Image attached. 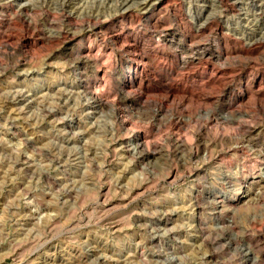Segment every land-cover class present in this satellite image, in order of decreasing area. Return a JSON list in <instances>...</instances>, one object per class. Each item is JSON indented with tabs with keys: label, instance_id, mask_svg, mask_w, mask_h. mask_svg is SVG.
<instances>
[{
	"label": "rangeland",
	"instance_id": "1",
	"mask_svg": "<svg viewBox=\"0 0 264 264\" xmlns=\"http://www.w3.org/2000/svg\"><path fill=\"white\" fill-rule=\"evenodd\" d=\"M144 1L84 0L75 22L50 28L37 10L30 30L0 27V264H264V0H230V30L201 33L194 0H167L153 24ZM214 1L203 22L225 10ZM122 5L133 14L107 20ZM92 10L103 19L88 23ZM84 51L99 64L86 69ZM131 56L149 62L122 90ZM83 79L112 105L93 104ZM121 117L157 144L151 156Z\"/></svg>",
	"mask_w": 264,
	"mask_h": 264
},
{
	"label": "bare ground",
	"instance_id": "2",
	"mask_svg": "<svg viewBox=\"0 0 264 264\" xmlns=\"http://www.w3.org/2000/svg\"><path fill=\"white\" fill-rule=\"evenodd\" d=\"M84 0H0V14H6V13H11L12 18L8 21L0 18V27L2 29H10L13 25L14 22H19V24L21 23L23 26V29H28L30 30L33 27V24L35 21H33L31 15L33 13H35L37 10H45L46 11V18H45V24L48 27H53L54 25H56L57 22V16L56 15H61V16H65V18H67L69 21H77L78 20V14L81 13V11H85V5L82 4ZM101 1V0H100ZM115 1V0H114ZM166 1L167 0H145L144 4H141L139 7H141V11H146V17L147 20L149 21L150 24L154 23V16L155 13L158 12V14H160L161 12H163L162 10L164 9V6L166 5ZM187 1V0H186ZM180 2V1H179ZM194 2L197 3V5L190 9V19L189 22L191 24H196L198 26V32H203V31H207L209 29H212L213 26L217 27L218 31H224V30H230L231 22L229 20V18L223 16V14L225 15V13L228 11H226L227 8L231 9V8H235L237 5L240 4V2H235L234 6L230 5V0H217V5H219V7L221 9H225L224 11L221 12V15L219 17H214V18H207L205 20V22H203L204 19V11L205 9H207V4L208 3H212V2H216L214 0H194ZM254 2V1H253ZM256 2V1H255ZM264 2V1H263ZM96 0H94L93 6L94 4H96ZM168 3V1H167ZM192 3V2H191ZM86 4V3H85ZM203 4V5H201ZM236 4V6H235ZM261 4V3H260ZM104 5V4H103ZM102 5V6H103ZM173 5V4H172ZM193 5V4H192ZM91 6V5H90ZM123 6V5H122ZM248 6V5H247ZM218 7V8H219ZM259 7V6H258ZM91 9H93V7H90ZM166 8V7H165ZM238 8V7H237ZM101 10V9H100ZM100 10L95 11H91V13H88V15L86 16L88 23L92 24L94 22H99L101 19H103L104 15L103 13H101ZM118 10V9H117ZM132 8L130 6L127 5L123 6V8L121 7V10L118 11V13L116 14H112L110 16H108L107 20H116L118 17L120 16H124L125 18L132 15L133 11H131ZM194 10V11H193ZM236 10V9H235ZM107 11H111L110 8L107 9ZM176 11V7H174V12ZM244 11V10H242ZM262 11V10H261ZM117 12V11H116ZM177 14V13H176ZM45 15V14H44ZM248 16V15H247ZM4 17V15H3ZM11 17V16H10ZM57 17V18H56ZM123 17V18H124ZM64 18V19H65ZM81 18V17H80ZM186 18V17H185ZM188 18V17H187ZM247 18V17H246ZM44 19V18H43ZM57 19V20H56ZM241 19V15L240 18ZM67 20V21H68ZM161 20V19H160ZM187 20V19H186ZM233 20V19H231ZM140 21V20H139ZM246 21V20H245ZM131 22V21H130ZM157 22V21H156ZM242 22V21H241ZM44 24V23H43ZM240 22H238L237 25H239ZM16 25V24H15ZM18 25V24H17ZM155 25V24H154ZM20 26V25H19ZM44 26V25H43ZM17 27V26H16ZM46 27V26H45ZM21 28V27H20ZM47 29V28H46ZM49 29V28H48ZM55 29V28H54ZM11 30V29H10ZM36 30V29H35ZM78 30V29H77ZM13 31V30H12ZM50 31V30H48ZM80 31V30H79ZM77 32V31H76ZM52 33V32H51ZM70 31H65V32H60L55 34V36L53 35V37H51L49 40L51 42H55L57 41H65L69 39V35H70ZM161 33V32H160ZM199 34V33H198ZM111 36V35H110ZM46 37V36H45ZM76 35H72V38L75 39ZM183 37V36H182ZM48 40V41H49ZM121 37H115L113 38V41H120ZM126 40V39H125ZM164 41H167L166 38L164 37L163 39ZM49 41V42H50ZM74 41V40H72ZM129 41V40H127ZM225 41V40H224ZM17 42V41H16ZM212 42V41H211ZM220 42V41H219ZM47 43V42H46ZM61 43V42H60ZM128 43V42H127ZM171 44H175L177 46H179V41L176 40L175 42H173V40L170 42ZM187 43V42H186ZM160 44V43H159ZM129 45V44H128ZM221 45V44H220ZM21 46H34V44L27 38L23 37V43L21 44ZM45 46V45H44ZM126 46V45H125ZM135 46V45H134ZM212 48V47H211ZM80 49V48H79ZM179 49V48H177ZM90 50V49H89ZM204 50L203 56L205 57L206 55H208L209 51L211 50H207V49H202ZM252 51V50H251ZM203 52V51H202ZM82 57H81V64L86 67V69L90 68V67H94L97 66L100 62L99 58L96 56H91L90 55H86L85 51L82 52ZM140 55V54H139ZM185 56V55H184ZM201 56V55H200ZM183 57V56H182ZM202 57V56H201ZM129 58V57H128ZM173 58V57H172ZM138 60V61H137ZM195 60V59H194ZM188 61V60H187ZM145 62L148 63L149 59L148 58H142L139 57L137 59L133 58L132 56L128 59L127 65L129 67V78H126L124 80V82L122 83V90H128L129 87L138 79L139 76H142L141 74H143V68L145 67ZM190 64V63H189ZM222 64V63H221ZM105 65V64H104ZM106 68V67H105ZM108 68V67H107ZM168 70V69H167ZM168 72V71H167ZM99 73V72H98ZM173 73V72H172ZM100 74V73H99ZM104 74V73H103ZM171 77V76H170ZM89 78V77H88ZM142 83V82H141ZM81 84L82 87L86 88V84L84 79L81 80ZM99 86V85H98ZM163 87V86H162ZM90 88V87H89ZM89 88L87 89V94L90 97V100L93 101V104H95L96 106L98 105L99 107L101 106H110L112 104H110L105 98L104 96H102V94H99L97 92L94 91H90ZM140 94L136 95L135 98H133V100L137 103H140L143 101V95L142 93V87L140 85ZM164 88V87H163ZM164 89L167 90V93L170 95L174 94V89L166 86ZM121 90V92H122ZM165 90V91H166ZM124 92V91H123ZM130 93V92H129ZM128 93V94H129ZM104 94V93H103ZM126 94V92H125ZM152 94V93H151ZM123 95V94H122ZM127 96V94H126ZM132 97V96H131ZM130 96H128V98H131ZM134 97V95H133ZM114 98V97H113ZM126 98V99H128ZM144 103L148 104L149 106H152L153 108H156V115L158 116L159 114L163 113L164 111L167 112L166 108H167V104L164 100H153V98L150 100H146ZM114 104V103H113ZM120 104V103H119ZM132 104V103H131ZM97 106V107H98ZM124 107V106H123ZM142 107V106H141ZM109 108V107H107ZM114 109V108H113ZM49 110V109H48ZM173 110V109H172ZM171 110V111H172ZM170 111V108L169 110ZM171 111L169 113H171ZM168 113V112H167ZM155 115V116H156ZM46 117V116H44ZM199 117V116H198ZM209 117V116H208ZM180 119V118H179ZM187 120V119H186ZM176 121V120H175ZM189 122V121H188ZM183 124V123H182ZM28 126V125H27ZM118 126L126 131L131 132V138L129 140L130 146H133L136 149H142V153L143 156L147 157V156H151L152 154V150H151V146H157V144H151L150 142H147V135L142 132V131H138L135 129H131L130 127V122L127 121L125 118L121 117L119 118L118 121ZM212 127V126H211ZM238 127V126H237ZM181 130V129H180ZM253 130V129H252ZM125 131V132H126ZM205 131V130H204ZM207 132V131H206ZM176 139V138H175ZM156 140V139H155ZM154 143V142H153ZM43 145V144H42ZM183 146V145H182ZM158 147V146H157ZM132 148V147H131ZM244 148V147H243ZM206 150V148H205ZM209 150V149H208ZM207 150V151H208ZM92 151V150H91ZM141 152V151H140ZM20 157V156H19ZM48 157V156H47ZM208 158V157H207ZM30 159V158H29ZM56 159V158H55ZM36 161V160H35ZM37 162V161H36ZM227 164V163H226ZM224 166V165H223ZM222 166V167H223ZM229 167V166H227ZM224 171V167L222 168ZM222 171V170H221ZM227 171V169H226ZM223 173V172H222ZM211 175V174H210ZM244 175V174H243ZM231 180V179H230ZM238 181V180H237ZM56 182V181H55ZM242 182V181H241ZM234 183L233 181L230 182L229 184ZM240 184V183H239ZM233 185V184H232ZM252 185H250L247 182H243L242 184H240V189H244V188H248L251 187ZM237 188V187H236ZM222 200L224 201V203H229V200H225V198H222ZM242 202L241 198H237L235 200L232 201L233 205H238ZM223 204V202H221ZM167 208V207H166ZM227 208V207H226ZM206 211V210H205ZM175 212V211H174ZM49 214V213H48ZM229 216V215H228ZM55 217V216H54ZM231 221V220H230ZM46 224V223H45ZM234 228V227H233ZM49 229V228H48ZM156 231V230H155ZM154 236V235H153ZM228 244V243H227ZM239 245V244H238ZM237 247V246H236ZM249 247V246H248ZM94 248V247H93ZM263 256V255H262ZM97 258V257H96ZM255 258V257H254Z\"/></svg>",
	"mask_w": 264,
	"mask_h": 264
}]
</instances>
